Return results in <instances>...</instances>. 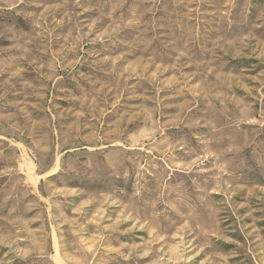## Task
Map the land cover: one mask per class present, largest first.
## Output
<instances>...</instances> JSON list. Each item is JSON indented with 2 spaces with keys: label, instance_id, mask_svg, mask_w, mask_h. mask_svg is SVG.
<instances>
[{
  "label": "rangeland",
  "instance_id": "1",
  "mask_svg": "<svg viewBox=\"0 0 264 264\" xmlns=\"http://www.w3.org/2000/svg\"><path fill=\"white\" fill-rule=\"evenodd\" d=\"M0 264H264V0H0Z\"/></svg>",
  "mask_w": 264,
  "mask_h": 264
}]
</instances>
